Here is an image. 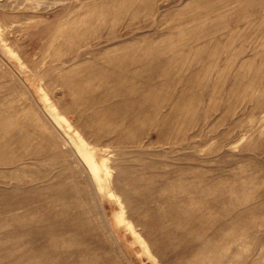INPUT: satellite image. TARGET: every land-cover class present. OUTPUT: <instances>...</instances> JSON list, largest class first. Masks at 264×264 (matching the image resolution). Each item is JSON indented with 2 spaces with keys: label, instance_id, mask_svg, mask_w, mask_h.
<instances>
[{
  "label": "rangeland",
  "instance_id": "374dc122",
  "mask_svg": "<svg viewBox=\"0 0 264 264\" xmlns=\"http://www.w3.org/2000/svg\"><path fill=\"white\" fill-rule=\"evenodd\" d=\"M0 264H264V0H0Z\"/></svg>",
  "mask_w": 264,
  "mask_h": 264
},
{
  "label": "bare ground",
  "instance_id": "6f19581e",
  "mask_svg": "<svg viewBox=\"0 0 264 264\" xmlns=\"http://www.w3.org/2000/svg\"><path fill=\"white\" fill-rule=\"evenodd\" d=\"M72 139L74 140V142H75V144L77 146V150L80 152L82 157L87 162V164H88V166H89V168H90V170H91V172L93 174V177H94L95 181L98 184V188L103 193L104 197L107 196V195L109 196V194H112L111 193L112 189H111L110 183H109V181L106 178L107 176L103 174V165H102V163H100L97 160L94 151L91 150L90 148H88V146L85 143L81 142L79 139L77 140V138L75 136ZM29 227H32V226H29Z\"/></svg>",
  "mask_w": 264,
  "mask_h": 264
}]
</instances>
